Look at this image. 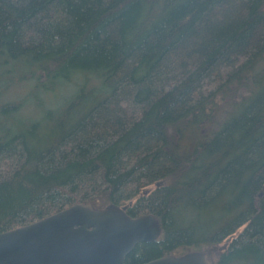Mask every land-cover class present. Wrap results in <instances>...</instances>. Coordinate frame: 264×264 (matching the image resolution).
Segmentation results:
<instances>
[{"label":"trees","instance_id":"16d2710c","mask_svg":"<svg viewBox=\"0 0 264 264\" xmlns=\"http://www.w3.org/2000/svg\"><path fill=\"white\" fill-rule=\"evenodd\" d=\"M0 90V234L115 205L125 264H264V0H0Z\"/></svg>","mask_w":264,"mask_h":264},{"label":"water","instance_id":"95a60500","mask_svg":"<svg viewBox=\"0 0 264 264\" xmlns=\"http://www.w3.org/2000/svg\"><path fill=\"white\" fill-rule=\"evenodd\" d=\"M125 207L74 205L25 227L0 234V264H125L139 244L155 242L161 228L152 215L130 218ZM223 248L165 256L144 264H214Z\"/></svg>","mask_w":264,"mask_h":264},{"label":"rangeland","instance_id":"374dc122","mask_svg":"<svg viewBox=\"0 0 264 264\" xmlns=\"http://www.w3.org/2000/svg\"><path fill=\"white\" fill-rule=\"evenodd\" d=\"M20 74L21 75H23V74H25V71L24 70H22V71H20ZM7 78H5L4 80H6ZM9 81V80H8ZM7 80L5 81V83H7L8 82ZM5 83H3L2 85H1V87H3V85L5 86L6 84ZM18 90H19V92H21V89H19L18 88ZM25 90H26V88H25ZM1 91V90H0ZM19 97V95H17L16 93H9V94H7L6 95V99H7V101H16V100H13L12 98H18ZM20 99V98H19ZM201 126H203L202 128H204V129H207L208 128V126L207 125H205L204 123H203V125H201ZM177 252V251H176ZM175 252V253H176ZM184 252H187V250L185 251H181L180 253H178L179 255L178 256H180V255H183V254H185ZM215 256V255H214ZM213 256V259L216 257H214Z\"/></svg>","mask_w":264,"mask_h":264},{"label":"flooded vegetation","instance_id":"af4514ba","mask_svg":"<svg viewBox=\"0 0 264 264\" xmlns=\"http://www.w3.org/2000/svg\"><path fill=\"white\" fill-rule=\"evenodd\" d=\"M179 252H176V253H174L172 256H174L175 258H179V257H181V256H183V255H180V256H178L179 254H178Z\"/></svg>","mask_w":264,"mask_h":264}]
</instances>
